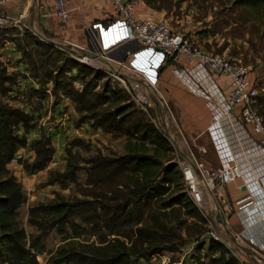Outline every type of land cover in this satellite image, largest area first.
Masks as SVG:
<instances>
[{"label": "trees", "instance_id": "16d2710c", "mask_svg": "<svg viewBox=\"0 0 264 264\" xmlns=\"http://www.w3.org/2000/svg\"><path fill=\"white\" fill-rule=\"evenodd\" d=\"M143 1L156 10L171 6H164L166 0ZM225 1L228 4L229 0ZM247 4L263 7L264 0H235L233 7ZM240 11L248 20L253 19L248 10ZM24 35L29 42L20 38L14 41L28 57L36 82L43 86L52 81L55 95L63 92L77 104L81 122L88 120L105 133L125 137V153L91 158L85 183L80 184L79 158L72 149L77 144L72 143L66 149L68 162L64 172H51L49 183H59L64 188L70 181L78 187L77 193L70 197L55 193L48 202L31 205L28 223L37 232L28 234L20 220V209L28 198L9 164L28 145L34 117L0 99V264H42L38 254L45 252V240L53 230L61 234L62 244L49 252L48 264H133L135 258L145 259L172 249L181 224L180 212L196 219L203 214L190 198L183 172L172 156L174 148L153 123L151 112L139 109L117 82L107 80L96 91L99 80L106 77L104 72L77 59L63 58L65 50L29 30ZM33 47L37 48V59L30 53ZM76 69L81 76H67ZM12 77L0 65L2 97L9 92L6 83ZM76 79L84 82L82 90L74 86ZM258 110L264 120V106ZM21 129L23 136L18 134ZM31 146L35 158L27 169L44 170L56 151L53 141L43 136ZM207 249L210 254H219L220 264H243L217 240L211 239Z\"/></svg>", "mask_w": 264, "mask_h": 264}, {"label": "rangeland", "instance_id": "374dc122", "mask_svg": "<svg viewBox=\"0 0 264 264\" xmlns=\"http://www.w3.org/2000/svg\"><path fill=\"white\" fill-rule=\"evenodd\" d=\"M234 1L229 0L228 2L227 0V4L225 0H166L164 6L167 7L170 4L171 6L170 9L163 10L165 11L163 13L164 19H167L174 28L187 30L193 36L196 46L199 45L198 47L204 51L222 55H225V53L230 55V52H232V60L250 66L254 76L257 78L259 89L257 105L261 107L264 106V6L255 7L247 4L245 7L238 6L236 8L233 7ZM69 6L71 9V22L66 26L62 25L58 21L59 19L55 17L53 19L52 17H45L46 25L48 24L51 30L46 29L41 20L36 18L32 20L34 27L32 28L29 25L31 21L30 12H27L23 17V22L19 26L0 29V65L6 68L9 76L14 77L6 83L9 87V92L5 97L0 95V99L22 110H26L25 108L29 106L28 112L33 114L32 116L34 117V122L32 123L33 128L27 135L28 145L18 152V154L23 155L22 159L19 162H11L9 164L11 165L12 173L23 183L27 198L29 199V195L36 197L32 200L30 206L38 202H48L54 198L55 193L63 194L67 197L77 193L78 187L70 181L66 183L64 188L59 183H49L53 171L64 172L68 162L66 149L72 143L77 144L76 146H72V149L74 153L78 154L79 158L81 170L78 176L80 184L85 183L87 169L89 168L88 161L91 158L99 155L119 156L125 151V137L116 138L111 134L105 133L103 130L94 127L92 122L88 120L81 122L82 114L78 112L77 104L66 97L63 92L55 95L53 93L52 81L43 86L38 82L33 85L27 83L29 78H32L33 81L35 79L32 77L29 69V59L17 48V42L14 41L15 38L29 42L28 38L24 39L25 30H29L37 37H40L33 31L35 29L48 39L64 43L70 47V43L78 45V47L74 45L72 48L79 51L75 49L67 50L65 52L66 56L64 55L63 57H69L75 60L73 55L81 54V47L88 52H92L87 37L88 26L97 20L105 18V14L112 10V5L109 0H69ZM243 9L248 10L254 20H248L240 11ZM55 28L57 29L55 30ZM231 37L234 40L231 41ZM5 39L13 42L14 50H16L19 56L18 59H15L16 61H4V47L7 44ZM30 50L32 57L37 59V48L33 47ZM20 63H23V67L18 66ZM67 76L72 78L76 76L77 78L81 75L80 71L76 69L67 73ZM179 79L182 80L181 78ZM218 79L216 77L217 81ZM107 80H110L107 75L102 80H99L96 91H100L103 83ZM73 83L79 90H82L84 87V82L81 79H76ZM188 88L193 91L189 86ZM152 89V98H156L158 101L160 100L162 108L159 116L155 109H150L151 114L149 116L153 123L171 142L174 148L172 156L175 157L174 160L179 165L180 159H183L184 156L191 155V148L193 149L192 144L184 138L169 104L156 89ZM51 109H61L60 113L66 116V120H62V122L67 126L69 125L71 129L62 133L63 140L61 143L65 147H63L64 152L61 158L57 156L55 158L56 161L53 158L47 168L34 172L26 167L33 160L25 158V156L29 155V151H35L31 144L34 140L43 136L50 137L51 140L53 139V134H50L51 132L45 126H39L37 124L38 120L36 119L34 111H37L40 115L48 116L47 112ZM61 118L63 117L61 116ZM18 134L19 136H23V129ZM198 160L204 162L210 168H214L213 166L217 165L215 158H198ZM208 160L212 161L209 162ZM225 189L228 190L227 187ZM219 191L214 192L211 196L216 202L214 209L217 206H222L220 195L224 194V191L222 189ZM213 204L215 203L213 202ZM176 208L180 209V207ZM207 212L208 218L203 215L200 219H196L181 211V224L177 228L178 236L172 240V249L157 252L145 259L135 258L133 264H220L217 261L219 254L213 255L208 252L207 244L211 239L223 243L237 256L238 250L235 243L236 234L232 230V216H226L229 218V223H227L224 214L221 213L220 216L218 211L216 214L213 213L211 205H208ZM20 220L28 234L37 232L35 227L28 223L27 203L20 209ZM209 220L212 221V225H210ZM215 234L221 238L215 239ZM89 238L94 239V237ZM60 244H62L61 234L58 230H53L45 240V252L38 254L39 261L42 264H48L47 258L49 252L55 250Z\"/></svg>", "mask_w": 264, "mask_h": 264}, {"label": "built area", "instance_id": "2783aa9c", "mask_svg": "<svg viewBox=\"0 0 264 264\" xmlns=\"http://www.w3.org/2000/svg\"><path fill=\"white\" fill-rule=\"evenodd\" d=\"M10 1L0 0V29L19 26L26 15L25 12L20 15L7 12L5 8ZM109 2L112 10L108 18L97 20L87 28L92 52L79 47L82 53L73 55L74 58L119 83L146 113L154 104L152 88L158 91L167 63L180 62L183 58L190 60L191 65L176 68L174 72L194 93L206 99L211 111L208 131L218 164L210 168L197 158L180 159L187 192L206 218L208 205H211L215 214L218 211L220 216L221 213L224 217L232 216L236 210L240 215L245 213L248 221L257 225L264 219V120L258 110L259 89L252 68L226 55L204 51L196 46L187 30L172 27L167 19L139 18L136 9L143 0ZM49 15L59 19L62 25H68L71 22L69 0H53ZM216 77L228 80L226 89ZM22 157L17 153L11 162H19ZM238 180H242L238 189L242 186L245 189L239 199L232 201L229 186ZM208 186L212 195L221 189L224 191L220 195L221 207L214 209L216 202ZM225 221L229 223V218ZM209 223L212 225V221ZM219 237L214 235L215 239ZM249 243L257 245L254 237L249 238Z\"/></svg>", "mask_w": 264, "mask_h": 264}, {"label": "crops", "instance_id": "0c3cea01", "mask_svg": "<svg viewBox=\"0 0 264 264\" xmlns=\"http://www.w3.org/2000/svg\"><path fill=\"white\" fill-rule=\"evenodd\" d=\"M5 10L14 15L21 14L22 12H30L31 21L34 18L40 19L43 23V26L46 29L51 30L50 26L48 24L46 25V20L44 18H54L53 16L49 15L53 10V0H11ZM164 12L165 11L163 10H156L149 7L143 1L142 4L137 8L136 15L141 19L160 21L164 19ZM108 14L109 13H106L105 18L102 19H107ZM56 29L57 28H55V30ZM5 40L7 41V44L6 47H4V61H16L15 59H18L19 56L16 50H14L13 42H11L9 39ZM230 40L232 41L234 39L231 37ZM194 43L196 42L194 41ZM225 55L232 59V52H230V55L226 53ZM191 64L192 62L186 58L181 59L180 62H176L174 60L168 62L162 70L158 92L169 104L184 138L192 144L193 149L191 148V155L184 156V154H182L184 158H215L218 164L217 155L208 131V127L211 122V111L208 107L206 99L201 95L193 93V91L189 90L187 84L180 80L174 72V69L176 68H185ZM18 66L23 67V63H20ZM218 78L219 79L217 82L226 89L228 80L225 77ZM27 83L30 85L37 84L36 80L33 81L32 78H29ZM153 100L154 104L152 108L155 109L157 115L159 116L161 114L162 103L156 98ZM25 109L28 112L29 106H27ZM60 110L61 109H51L47 112L48 116L40 115V113L34 111L36 114V119L38 120L37 124L39 126H45L46 129L51 132L50 134H53L52 141L56 148L53 157L54 160L57 156H60L61 158L64 152L63 147L65 146L61 143L63 140L62 133L68 131V129H71L69 125L67 126L64 122H62V120H66V116L64 114L62 115ZM61 116L63 118H61ZM56 117H58L57 120ZM125 143L126 141L124 142V146ZM194 150L196 154L194 153ZM25 158L33 160L35 158V152L29 151V155L25 156ZM211 161L212 160L209 162ZM215 166L216 165L213 167ZM9 168L11 169V165H9ZM240 185H242V180H238V182L232 183V185L229 186V190L232 191V201L239 199L243 195L245 187L242 186V189L239 190L238 186ZM208 189V191H210V186H208ZM35 198V196L33 197L32 195H29L27 208L30 207V203ZM232 230L236 234L237 242L235 243L238 250L237 253L239 260L243 264H264V219H262L257 225H253L248 221L245 213L240 215L235 210V212H232ZM250 237H254L255 241L257 242L256 246L249 243ZM258 244L262 245L263 247L260 249ZM248 249L251 250L249 251Z\"/></svg>", "mask_w": 264, "mask_h": 264}, {"label": "water", "instance_id": "95a60500", "mask_svg": "<svg viewBox=\"0 0 264 264\" xmlns=\"http://www.w3.org/2000/svg\"><path fill=\"white\" fill-rule=\"evenodd\" d=\"M29 25H30V27L34 28V27H33V24H32V21L29 22ZM32 30H33V29H32ZM33 31H34L38 36H40V38L43 39L44 41H46V42H48V43H50V44H52V45H54V46H57V47H59V48H61V49H73L72 47H74L73 44H71V47H70V46H68V45H65L64 43L57 42V41H54V40H52V39H48V38L45 37L43 34L38 33L35 29H34ZM69 45H70V44H69ZM234 240H235V239H234ZM235 242H237V241L235 240Z\"/></svg>", "mask_w": 264, "mask_h": 264}, {"label": "bare ground", "instance_id": "6f19581e", "mask_svg": "<svg viewBox=\"0 0 264 264\" xmlns=\"http://www.w3.org/2000/svg\"><path fill=\"white\" fill-rule=\"evenodd\" d=\"M209 193H210V191H209ZM210 195L212 196V193H210ZM214 201V200H213ZM219 217V216H218ZM220 218V217H219Z\"/></svg>", "mask_w": 264, "mask_h": 264}]
</instances>
